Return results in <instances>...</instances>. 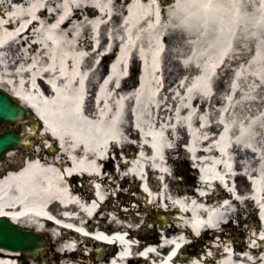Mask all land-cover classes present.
Segmentation results:
<instances>
[{
  "label": "bare ground",
  "instance_id": "1",
  "mask_svg": "<svg viewBox=\"0 0 264 264\" xmlns=\"http://www.w3.org/2000/svg\"><path fill=\"white\" fill-rule=\"evenodd\" d=\"M167 1L0 0V90L32 108L54 139L50 152L32 126L11 124L26 143L0 162V174L6 171L0 178V218L8 215L19 228L37 233L54 228L60 237L50 232L53 240L76 234L53 225L51 214L66 222L85 220L98 231L131 224L111 204L95 223L103 210L100 198L109 201L116 186L122 193L128 178L142 170L162 175L166 184L171 179L164 169L182 141L193 157H205L199 163L207 166V180L197 181V188L207 190L211 182L220 190L222 173L234 194L221 205L229 196L223 191L202 197L190 189L172 193L158 183L151 203L174 206L181 216L163 224L172 242L156 249L157 259L163 260L182 232L213 230L232 218L241 222L244 205L255 206L256 199L264 208V0ZM118 46L113 69L106 72L103 62ZM134 57L143 64L136 85L123 78ZM225 71L231 78L219 93ZM246 75L251 99L240 98ZM130 149L127 164L122 156ZM19 154L27 158L18 169ZM111 156L113 175L107 172ZM127 167L131 177L124 174ZM78 177L97 187L78 186ZM246 194L252 196L241 200ZM60 211L75 217H58ZM18 215L33 226H19ZM261 230L258 226L256 234ZM250 238L255 246L227 253L223 247L229 244L220 240L208 247L212 257L204 254L195 262L176 257L169 263L216 264L218 258L221 264H261L264 241ZM18 255L0 249V264H13ZM103 257L98 254V260Z\"/></svg>",
  "mask_w": 264,
  "mask_h": 264
},
{
  "label": "rangeland",
  "instance_id": "2",
  "mask_svg": "<svg viewBox=\"0 0 264 264\" xmlns=\"http://www.w3.org/2000/svg\"><path fill=\"white\" fill-rule=\"evenodd\" d=\"M170 2H172V0L167 1V3H170ZM230 78H231V71L229 74L226 71L223 72V75L221 78V83L223 84V86L219 83V86L217 87V90L219 93H224L223 87L228 81V79ZM250 84H251V79L248 75H246L244 77L243 83L241 84V90L244 91V95L240 97L241 99H244V98L251 99L253 97L252 96L253 89L251 90V88L249 87ZM2 131H3V128L0 127V132ZM180 144L174 149V152L171 153V159L168 160L167 168H166L169 173H174L180 176V180L174 178L173 182L168 181L170 183L166 182V184H164L165 188L169 189V191L172 193L177 192V191L188 190V189H191L194 191L195 189H197V186H198L197 179L199 175L194 168L192 169L193 164L188 159V155L186 151L184 152V150H182V148L180 147ZM133 152L134 150L132 149L127 151V155L129 159L132 157ZM202 168H203V171L206 173L207 166L204 165L202 166ZM217 175L218 177H221L223 179L222 173H219ZM77 180L78 179H76V181ZM80 180L84 182L82 177H80ZM85 182L88 183V181H85ZM151 187L156 195L157 194L156 190L158 189L159 184L157 182H153L151 184ZM115 189L118 190V186L112 188V191H113L112 194L114 195L113 197L111 196L112 206L120 207L122 198L125 196L128 197L129 199H127L126 201V207L128 209V212H124V214L128 216L127 219L131 222L132 226H140L142 224V221L145 218L144 211L141 210L142 207H148L150 208L151 211L161 212V214L165 216V224L167 226H169V222H171L174 218L181 216L180 213H178V211L174 210L175 209L174 206L170 208H166V205L163 202H160L159 204H152L149 200L146 199V196L138 190L137 183L135 179L133 178H128L127 182L123 185L121 189L122 190L121 194H117V192H115ZM130 195H133V196H130ZM133 204L135 205L133 206ZM108 206L109 205H106V204L103 205V210L98 214L97 219L104 216V212H106V210L109 209ZM137 209L140 211H138ZM240 217H241L240 219L242 220L241 222L235 218H232V219H229V221H226L225 223L220 224L217 229L204 230L200 234L199 238L196 239L198 242L196 251L194 249L189 251L188 248H190V246L192 245L184 248L185 251H188V254L185 255L186 258L188 260L190 259L196 260V257L194 256L202 257L204 254L209 253L208 247L210 245H215V241L217 240L218 231H223V233L229 234V228H232L233 234L237 235L238 239H236V243H239V246L247 245V242L250 236H253L255 234V229L257 230L259 226L258 218L256 217V212L254 210V205L252 204L244 205V212L242 213ZM105 223H108V221ZM79 230L80 232H84L83 229H79ZM147 230H152V232L154 233L153 239H158L159 231H158L157 225L155 226V224H152V228H151L148 224L144 223L139 228V233H145ZM44 235L47 238H49L50 242L52 243L53 253L48 252L45 255V258L47 259L48 264H66V262L65 263L60 262L61 256L56 253V251L58 250V247H57L58 241L50 239L51 237L50 234L44 233ZM250 239H253V238H250ZM78 240L82 242L83 246H86V248H88L91 252H93V254H91L90 256H86L85 258H83L82 256L78 257V255H74L72 257V258H75L73 261L74 263H71V264H92V262H96L98 249H99L98 248L99 246L97 245V243H95L94 241L87 242L85 239L81 237H79ZM52 255L57 256L54 258L55 260L51 259ZM77 260H83V261L79 262ZM31 262H34V260L31 258H23L18 261V264H31ZM34 263L39 264L36 261ZM261 264H264V259L262 260Z\"/></svg>",
  "mask_w": 264,
  "mask_h": 264
},
{
  "label": "water",
  "instance_id": "3",
  "mask_svg": "<svg viewBox=\"0 0 264 264\" xmlns=\"http://www.w3.org/2000/svg\"><path fill=\"white\" fill-rule=\"evenodd\" d=\"M28 118V113L7 94L0 91V125H8ZM22 138L12 132L0 134V159L7 150L23 145ZM37 234L22 230L5 218H0V248L34 256L41 249Z\"/></svg>",
  "mask_w": 264,
  "mask_h": 264
}]
</instances>
